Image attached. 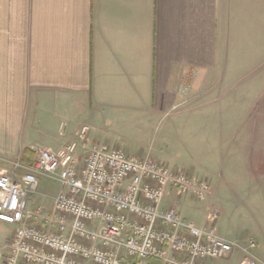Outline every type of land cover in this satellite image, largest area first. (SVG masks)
Here are the masks:
<instances>
[{"label": "crops", "instance_id": "0c3cea01", "mask_svg": "<svg viewBox=\"0 0 264 264\" xmlns=\"http://www.w3.org/2000/svg\"><path fill=\"white\" fill-rule=\"evenodd\" d=\"M261 67L264 0H0V163L28 162L87 127L91 143L202 177L213 184L206 206L220 203L198 150L230 141L262 153L252 115ZM249 167L228 170L251 188ZM174 199L195 218L192 197L170 194L166 205Z\"/></svg>", "mask_w": 264, "mask_h": 264}, {"label": "built area", "instance_id": "2783aa9c", "mask_svg": "<svg viewBox=\"0 0 264 264\" xmlns=\"http://www.w3.org/2000/svg\"><path fill=\"white\" fill-rule=\"evenodd\" d=\"M40 179L56 184L52 209L30 205ZM205 202L206 181L160 162L88 140L39 149L32 164L0 163V223L15 230L0 264H258L253 238L226 239L218 215L205 208L201 225L166 205L167 197Z\"/></svg>", "mask_w": 264, "mask_h": 264}, {"label": "rangeland", "instance_id": "374dc122", "mask_svg": "<svg viewBox=\"0 0 264 264\" xmlns=\"http://www.w3.org/2000/svg\"><path fill=\"white\" fill-rule=\"evenodd\" d=\"M254 60H252V57H250V60H245V66L247 69L249 67V62L253 63ZM260 69L261 73H263L264 67H261ZM252 115H254L253 117L255 118L254 125L258 130L257 135L260 137L256 139V141L260 142V151L262 153L256 155L236 153V150L231 145L230 141L228 144L223 145L222 148L221 146H218L217 148V144L214 141L207 143V146L205 147L206 151L198 150V155L200 156H198V158H201L199 161L207 158V161L209 162V166L207 167L210 169L209 171L212 174H215L212 182L220 187L214 188L218 189L219 191H223V196H221L220 203L213 201L210 203L211 206L209 204L206 206L207 201L205 203L201 202V206L199 202L189 199V201L192 204L195 203L197 207L195 206L193 208V206L190 205V208L194 209L195 212L188 208L186 209L190 210V212H193L195 216V218L190 216V220H192V222H198L202 218V215H205V208L210 206L212 210L218 215V219L215 224L218 233L228 240L237 242H243L246 238H253L257 244L256 255L258 258V264H264V101H259V104L253 109ZM192 142H195V140L191 139L190 143L186 142L185 140H178L176 146L178 145L177 148L184 152V150L187 149H185V146L190 147ZM151 143L152 141L147 142L146 146L150 145ZM106 147L109 148V146ZM111 148L117 149L116 147ZM242 150L243 149L239 148L238 152H242ZM34 158L35 156L32 160H28V162L23 160L20 161L26 164H32ZM244 164L251 166V168H249L251 169V173L254 174V177H252L254 182H252L253 184H251V188L242 183L239 178L236 177L234 172L228 170L229 167L242 166ZM183 172L189 176H192L191 173L186 171ZM193 176L197 179L204 180L202 177H196L195 175ZM212 185L213 184H211V187L213 188ZM238 191L242 193V196L238 195ZM57 192L58 187L56 184L50 183L46 179H40L37 193L33 198H31L30 205L32 207L44 206L46 210H51L53 198ZM247 192L249 196H246ZM39 194H45L46 196L50 197L44 199ZM41 199L44 202L41 203ZM169 202L170 203L168 206L183 216V210L179 209L181 207L178 205V200L174 199L170 200ZM204 219L205 216L203 218V222ZM10 229L12 231L11 235H13L15 226L13 227V225L2 224V227H0V239H2L4 233L8 232ZM238 261L239 258L234 255L231 259L225 262L222 261V263L237 264Z\"/></svg>", "mask_w": 264, "mask_h": 264}, {"label": "trees", "instance_id": "16d2710c", "mask_svg": "<svg viewBox=\"0 0 264 264\" xmlns=\"http://www.w3.org/2000/svg\"><path fill=\"white\" fill-rule=\"evenodd\" d=\"M147 264H160L158 261L155 260H149Z\"/></svg>", "mask_w": 264, "mask_h": 264}]
</instances>
